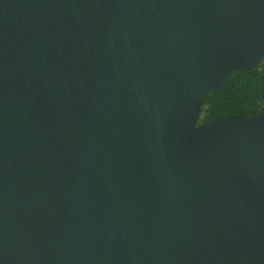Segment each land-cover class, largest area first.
<instances>
[{
	"label": "water",
	"instance_id": "obj_1",
	"mask_svg": "<svg viewBox=\"0 0 264 264\" xmlns=\"http://www.w3.org/2000/svg\"><path fill=\"white\" fill-rule=\"evenodd\" d=\"M264 60V0H0V264H264V114L200 123Z\"/></svg>",
	"mask_w": 264,
	"mask_h": 264
},
{
	"label": "trees",
	"instance_id": "obj_2",
	"mask_svg": "<svg viewBox=\"0 0 264 264\" xmlns=\"http://www.w3.org/2000/svg\"><path fill=\"white\" fill-rule=\"evenodd\" d=\"M245 114H264V60L252 71L234 72L203 101L200 123Z\"/></svg>",
	"mask_w": 264,
	"mask_h": 264
}]
</instances>
